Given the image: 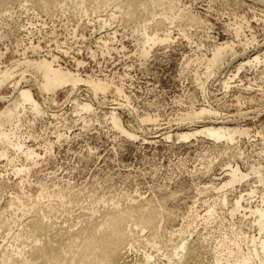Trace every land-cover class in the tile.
<instances>
[{
  "label": "rangeland",
  "instance_id": "rangeland-1",
  "mask_svg": "<svg viewBox=\"0 0 264 264\" xmlns=\"http://www.w3.org/2000/svg\"><path fill=\"white\" fill-rule=\"evenodd\" d=\"M8 1L11 5L9 3L8 12L4 13L3 0H0L2 68L23 57L48 60L54 57L56 64L77 71L81 77L111 79L128 96L127 101L111 92L94 97L81 86L75 95L93 108L90 116L85 115L91 119V123L87 128H82L77 114L72 112L74 103L69 99L72 95L68 97L58 93L51 107L45 105L47 114L44 120L35 123L32 129L33 134L40 135V138L26 142L39 154L38 160H35L37 165L32 167L30 184L26 187L34 190L38 180L48 184L57 181L60 185L69 183L74 190L83 191V194L90 191L88 193L105 198L130 195L137 199L156 197L158 192L165 194L161 191L177 190L179 193L176 191L174 200L167 203L169 208L177 210L179 216L176 222L166 223L168 226L165 228L169 231L170 227L178 228L180 212L184 214L195 200H201L196 202V206L203 211L202 201L210 199L215 193L197 197L195 188L212 183L218 185L229 166H237L241 172H247L246 166L260 163L264 171V66L256 71L243 69L232 78L235 65L227 56L205 80L201 65L214 43L234 42L236 55L245 52L251 55L259 46L257 51L264 57V0H178L179 8L196 16L201 23L189 26L176 21L170 27L172 39L156 44L146 57L140 55L137 44L142 24L122 21L123 16L119 12L116 18L111 19L110 15L115 12L112 7L87 13L71 6L43 12L40 5L35 6L36 0L27 3H23L25 0ZM86 7L90 9L91 6ZM236 23L244 27L239 39L234 35ZM246 39L250 44L244 50L238 41L242 40V44ZM228 78H232L230 86L223 89L221 83ZM19 79L17 73L13 80ZM203 81L206 82L204 85L201 84ZM10 95L11 89L0 92V97ZM237 98L243 105L237 103ZM125 106L132 109L131 116ZM191 106H209L221 116L248 112L247 119L241 124L252 129L254 137L240 140L237 149L242 152L241 156L215 155L213 159L207 143L176 141L174 134L178 119ZM111 107L117 109L124 127L134 130L136 139H128L114 131L104 120ZM52 112L56 115L52 116ZM147 114L155 117L156 122L138 123L137 117ZM55 131L62 136L57 138ZM168 133L172 135L171 139H165ZM43 140L44 143H51V154L43 152ZM208 158H212L213 162L211 170L206 173L200 162H207ZM4 162L0 160V176L7 181L4 180L8 187L0 193V206L6 203L13 192L10 188L18 179L9 170L5 172ZM250 178L252 176L249 182L238 184L230 190L229 200L239 194H247L248 187L253 186L254 179ZM259 201L258 194L245 199L243 206H255ZM230 204L222 213L230 208ZM72 212L70 216L66 215L68 219L62 216L56 220V225L78 223L82 218L81 211L73 207ZM241 217L237 213L233 221L239 223ZM65 219L67 224H64ZM244 224L245 230L250 229L246 222ZM215 226L210 225L209 230L197 226L192 238L202 243L207 232L215 231L211 229ZM253 230L247 232L253 234ZM133 251L129 258L131 262L139 259L143 249L136 247ZM159 255L155 254L159 263L166 261Z\"/></svg>",
  "mask_w": 264,
  "mask_h": 264
},
{
  "label": "bare ground",
  "instance_id": "bare-ground-1",
  "mask_svg": "<svg viewBox=\"0 0 264 264\" xmlns=\"http://www.w3.org/2000/svg\"><path fill=\"white\" fill-rule=\"evenodd\" d=\"M30 1L25 0L23 3ZM9 3L3 0L2 12H8ZM37 5L41 6L43 12L53 11L55 7L62 10L71 6L87 13L112 7L115 12L110 15L111 19L116 18L119 12L123 16L122 21L142 24L140 41L137 43L142 57H146L156 44L167 43L172 39L170 27L176 21L189 26L201 23L196 16L180 9L178 0H36ZM86 5H90V9ZM243 29L242 24H235L236 39H239ZM241 41L238 43L243 49L250 44L248 39L242 44ZM256 48L258 50L259 46ZM257 50L251 55L246 52L236 55L234 42L214 43L202 60V76L205 80L209 78L227 56L235 65L232 78L246 68L256 71L264 66V57ZM56 63L54 57L50 60L23 57L8 67L0 66V92L11 89L10 96L0 97V160L5 161V172L9 170L18 178L14 187L9 186L13 192L6 203L0 206V264H264V171L260 163L246 166L247 172H241L237 166H229L230 169L222 175L224 177L218 185L212 183L203 188L196 187L197 197L215 194L202 201L203 211H199L196 206L200 199L192 202L184 214L180 212L178 228L170 227L169 231L165 228L168 226L166 223L174 222L179 216L177 210L169 208L167 203L174 200L177 190H168L170 192L167 193L161 191L165 194L158 192L156 197L139 196L140 199H137L130 195L105 198L88 193L90 191L83 194V191L74 190L69 183L60 185L57 181L48 184L38 180L34 190L30 186L26 187L30 184L32 167L37 165L35 160L39 158L36 149L26 142L40 138V135L33 134L32 129L35 123L44 120L47 114L45 105L51 107L58 93L68 97L72 95L69 98L74 103L72 112L77 114L82 128H87L91 123L87 116L91 115L93 108L90 103L80 101L75 95L81 86L94 97L111 92L128 100L122 87L111 79L81 77L77 71ZM17 73L20 79L14 81ZM232 78L221 83L223 89L229 88ZM205 83L201 82L202 85ZM236 101L243 105L238 98ZM125 107L129 115L133 113L131 108ZM116 110L111 107L104 120L114 131L128 139H136L134 130L124 127ZM246 113L221 116L209 106H191L179 117L174 139L179 142L193 140L209 144L213 159L216 156H241L242 152L237 149L240 140L254 137L252 129L241 124L247 119ZM55 115L52 112V116ZM137 121L140 124L155 123L156 118L147 114L137 117ZM54 134L57 138L62 136L56 134V131ZM171 137L168 133L165 139ZM42 147L43 152L52 153L51 143H44L43 140ZM262 149L260 151L263 152ZM212 162V158H208L207 162L201 160L202 170L209 172ZM250 176L254 179L250 178L253 186L247 184V194H239L229 200L230 190L238 184L249 182ZM4 180L0 178V193L8 187ZM258 194L260 201L257 205L243 206L245 199ZM229 203L230 208L222 213ZM73 207L81 211L82 218L78 223L68 225L66 220L73 213ZM237 213L242 215L239 223L233 221ZM62 216L68 217L63 220L67 225H56V220ZM245 222L248 228L254 229L253 234L247 232L250 229L243 228ZM212 224L216 225L211 228L215 231L212 234L207 232L202 243L192 238L197 226L201 225L207 230ZM136 247L143 251L139 259L131 262L129 258ZM154 253H160L159 256L166 261L161 260L159 263Z\"/></svg>",
  "mask_w": 264,
  "mask_h": 264
}]
</instances>
